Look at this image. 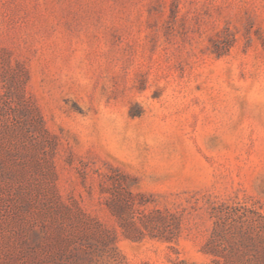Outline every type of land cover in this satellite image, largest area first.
<instances>
[{
    "label": "rangeland",
    "instance_id": "obj_1",
    "mask_svg": "<svg viewBox=\"0 0 264 264\" xmlns=\"http://www.w3.org/2000/svg\"><path fill=\"white\" fill-rule=\"evenodd\" d=\"M0 264H264V0H0Z\"/></svg>",
    "mask_w": 264,
    "mask_h": 264
}]
</instances>
